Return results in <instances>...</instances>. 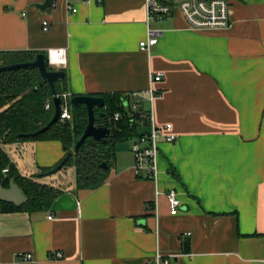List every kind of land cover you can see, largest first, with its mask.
<instances>
[{"label":"crops","instance_id":"0c3cea01","mask_svg":"<svg viewBox=\"0 0 264 264\" xmlns=\"http://www.w3.org/2000/svg\"><path fill=\"white\" fill-rule=\"evenodd\" d=\"M97 1L41 12L44 0H0V52L61 48L69 98L117 95L123 106L137 94L177 138L159 145L155 184L119 148L94 190L76 188L73 167L34 177L62 160L59 142L2 145L21 176L61 194L48 212L0 209V264H146L157 252L169 264H264V0H228L230 26L212 31H191L178 12L148 21L144 0ZM148 30L157 42L141 50Z\"/></svg>","mask_w":264,"mask_h":264},{"label":"trees","instance_id":"16d2710c","mask_svg":"<svg viewBox=\"0 0 264 264\" xmlns=\"http://www.w3.org/2000/svg\"><path fill=\"white\" fill-rule=\"evenodd\" d=\"M37 55L39 53L29 51L0 52V66L29 63ZM43 55L46 68L53 70L47 65L46 54ZM63 81L64 79L55 83L58 95L64 93V89L60 86ZM39 82L40 74L34 67L0 72V186L8 188L10 181L13 180L14 184L27 197V202L18 208L5 202L0 203L2 212H48L52 202L61 194L58 189L40 184L33 178L21 176L1 147L2 145L25 142H59L63 146V157H66L62 169L65 166L74 168L77 189L94 190L101 186L109 176V170L115 161L116 145L119 142L137 139L143 132L140 123L146 124L141 117L137 119L135 113L125 110L120 105V97L117 95H94L104 100V107L102 109L95 108L94 114L97 126L110 128V134L105 142L87 139L75 150V144L85 130L87 114L84 106L74 108L72 105L71 122L58 120L44 133L29 138L28 135L45 128L53 117L54 107L50 100L49 85L42 82L34 91ZM48 101H50V108L46 110L44 107ZM117 113L120 114V118L114 121V115ZM102 164H105L107 168L103 169ZM54 166L39 169L34 177L48 176ZM5 169L6 172L3 171ZM172 174L175 176L174 173Z\"/></svg>","mask_w":264,"mask_h":264},{"label":"built area","instance_id":"2783aa9c","mask_svg":"<svg viewBox=\"0 0 264 264\" xmlns=\"http://www.w3.org/2000/svg\"><path fill=\"white\" fill-rule=\"evenodd\" d=\"M83 3H88L89 0H80ZM97 3H101L98 0ZM146 8L147 20H162L165 17L173 15L175 12L181 14L183 19H185L188 28L191 31L200 30H223L231 24L230 17V3L228 0H144ZM66 9L72 14L76 12L75 7H71L66 3ZM49 24L43 21V28L47 29ZM147 40L139 43L141 50H146L157 42L155 32L152 30L147 31ZM46 59L47 65L53 68L55 71L61 70V68L66 64V56L64 50L59 49H49L47 50ZM161 73H156L151 75V87L147 91L148 102L153 103L157 97V92L154 88V84L160 82L162 78ZM61 99L60 105V117L59 121L71 122V99L66 93H61L56 95ZM132 100L126 101L122 106L125 110L132 113H137L138 107L142 106L140 116L145 125L141 122V126L147 127V130L142 132V135L137 139L131 140L132 158H134L133 172L137 178L143 177L154 184L157 181V160L159 155V145L160 143H173L177 136L172 132L171 124L157 125L152 117L150 111H145L143 108V103L139 99L137 94H131ZM53 103L52 96L50 97ZM46 110L50 108V101L46 102ZM120 118V114H115L113 120L117 121ZM6 172V169L3 170ZM165 199L168 203V211L170 216L176 215L181 208V203L179 202L177 191L173 188L167 190L165 193ZM52 218V215L48 216V220ZM21 260L30 261L31 255H22ZM56 259H61L62 255L57 253L55 255ZM170 258L157 252L155 256L146 262V264H169Z\"/></svg>","mask_w":264,"mask_h":264},{"label":"water","instance_id":"95a60500","mask_svg":"<svg viewBox=\"0 0 264 264\" xmlns=\"http://www.w3.org/2000/svg\"><path fill=\"white\" fill-rule=\"evenodd\" d=\"M53 1L54 0H44L42 4L35 5V8L39 9L41 12L45 10L49 11ZM26 67H34L35 69L38 70L40 74V82L37 84L38 86L34 88V91L37 90V88L41 85L42 82L44 83L46 82L49 85L50 93L53 100V107H54L53 117L51 121L46 125L45 128L27 136L31 138L41 133H44L46 129L51 127L59 120L61 99H59L56 96L57 94L55 90V83L60 82L65 78V72L63 70L55 71V70L47 69L45 63V56L43 54L37 55L36 58L29 63H19L9 66H0V72L12 71L13 69L26 68ZM70 99H71V105L74 108L78 106H84L87 114V124L84 128L85 129L84 132L82 133L81 137L78 139L77 143L75 144L76 145L75 150H77L81 146V144L87 139H91L95 142H105L110 134V128L108 126L107 127L97 126L95 123L96 117L94 114L95 108L102 109L104 107L103 98L94 95L91 96L76 95L71 97ZM141 109L142 106H139L137 113H135V118L137 119L139 118ZM65 160L66 157H63L61 162H59L49 171V175L59 172L62 169ZM102 168L106 169L107 167L105 164H102ZM2 202L12 204L14 207L18 208L27 202V197L21 192L18 186L14 184L13 180H11L8 188H3L0 186V203ZM188 246H189V239L183 243V249L185 253H188L189 251Z\"/></svg>","mask_w":264,"mask_h":264},{"label":"rangeland","instance_id":"374dc122","mask_svg":"<svg viewBox=\"0 0 264 264\" xmlns=\"http://www.w3.org/2000/svg\"><path fill=\"white\" fill-rule=\"evenodd\" d=\"M53 69V68H51ZM54 70V69H53ZM61 86V85H60ZM131 140H127V141H123V142H119L117 145H116V151L119 149V148H124L126 149L128 152H130V149H131ZM131 153V152H130ZM67 166H65L64 168H66Z\"/></svg>","mask_w":264,"mask_h":264}]
</instances>
